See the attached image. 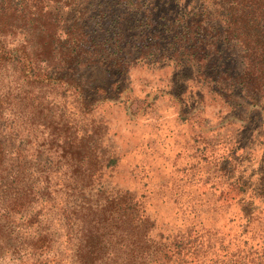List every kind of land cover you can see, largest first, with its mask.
Here are the masks:
<instances>
[{
  "label": "trees",
  "instance_id": "16d2710c",
  "mask_svg": "<svg viewBox=\"0 0 264 264\" xmlns=\"http://www.w3.org/2000/svg\"><path fill=\"white\" fill-rule=\"evenodd\" d=\"M117 20L132 29L150 22V35L126 53ZM103 62L191 70V109L203 124L214 111L258 125L264 142V0H0V264H177L187 248L196 264H264V173L252 188L233 184H242L235 236L211 223L194 240L193 226L169 233L143 196L110 182L115 155L103 141L99 151L88 146L92 134L72 117L83 110L67 111L84 105L73 69ZM24 124L47 129L49 146L55 132H71L69 176L27 157Z\"/></svg>",
  "mask_w": 264,
  "mask_h": 264
},
{
  "label": "rangeland",
  "instance_id": "374dc122",
  "mask_svg": "<svg viewBox=\"0 0 264 264\" xmlns=\"http://www.w3.org/2000/svg\"><path fill=\"white\" fill-rule=\"evenodd\" d=\"M133 24L114 23L126 53L136 46L134 37L150 35V22L138 23L135 29ZM71 77L84 105L68 104L67 111L83 110L84 114L72 113V117L92 134L88 146L99 151L103 141L102 147L115 155L114 165L108 167H113L112 184L143 196L150 215L169 233L183 234L193 226L188 239L194 240L201 224L211 223L225 226L223 232L232 237L241 230L236 201L242 184H233L241 178L252 188L264 173V142L257 138L258 125L219 120L214 111L207 116L208 125L203 124L201 113L191 109L199 82L186 68L103 62L75 67ZM179 98L189 108L185 115L179 111ZM70 134L55 132L56 140L49 146L47 129L34 132L24 124L19 131L28 141V158L34 154L42 166L46 162L48 172L68 176L71 159L62 155L65 136ZM187 249L182 251L186 258L177 264H196ZM225 252L218 253L219 261L227 258Z\"/></svg>",
  "mask_w": 264,
  "mask_h": 264
}]
</instances>
